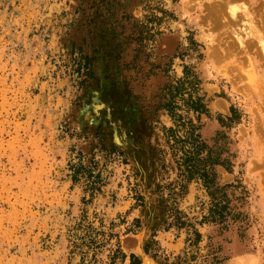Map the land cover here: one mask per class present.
Returning a JSON list of instances; mask_svg holds the SVG:
<instances>
[{
    "label": "rangeland",
    "instance_id": "1",
    "mask_svg": "<svg viewBox=\"0 0 264 264\" xmlns=\"http://www.w3.org/2000/svg\"><path fill=\"white\" fill-rule=\"evenodd\" d=\"M214 1L0 0V264H264V1Z\"/></svg>",
    "mask_w": 264,
    "mask_h": 264
},
{
    "label": "bare ground",
    "instance_id": "2",
    "mask_svg": "<svg viewBox=\"0 0 264 264\" xmlns=\"http://www.w3.org/2000/svg\"><path fill=\"white\" fill-rule=\"evenodd\" d=\"M264 1V0H263ZM233 0H218V1H214L213 3H209V5H206L207 6V9H208V18H213L217 15H222L223 12L226 11V15L230 14L229 17H231L232 20H235V22L237 21L238 22V17H239V13L236 9V7L233 6ZM206 3V2H205ZM204 3V4H205ZM208 4V3H207ZM226 19L227 16H224L222 15V19ZM206 19V18H205ZM170 44V43H169ZM167 44L165 46V48H170V45ZM217 54V53H216ZM216 57V56H215ZM220 58V57H219ZM177 71V70H176ZM44 73V72H43ZM43 75V74H42ZM178 75V74H177ZM106 82V81H105ZM97 93V92H96ZM97 96L95 95V93H91L90 94V97L89 99H87L83 105V109H82V115L84 116V118L89 114L87 113V110H88V107H89V104H91L93 98ZM96 98V97H95ZM101 99V98H100ZM97 101V100H96ZM94 102V101H93ZM92 102V103H93ZM94 104V103H93ZM92 104V105H93ZM95 107V105H93ZM81 108V107H80ZM91 108V107H90ZM98 108V107H97ZM94 109V108H92ZM91 109V110H92ZM103 110V109H102ZM95 113V112H94ZM102 113H104L102 111ZM118 126V125H117ZM119 127V126H118ZM114 128V126H113ZM124 139V138H123ZM117 140V139H116ZM118 141V140H117ZM116 142V141H115ZM123 143V142H122ZM140 241V239L138 240V242ZM133 242H134V237H128L125 239L124 241V250L126 253H130V252H133L135 251V248L133 246ZM137 248V247H136ZM139 253V250L137 251ZM142 253V252H141ZM139 256V255H138ZM143 256V255H141ZM144 264H155L153 261L149 260L148 258L145 257L144 259Z\"/></svg>",
    "mask_w": 264,
    "mask_h": 264
}]
</instances>
